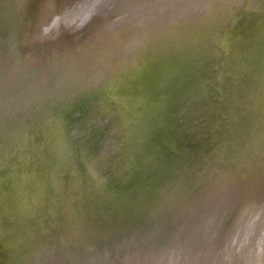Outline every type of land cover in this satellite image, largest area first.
<instances>
[{
    "label": "bare ground",
    "instance_id": "bare-ground-1",
    "mask_svg": "<svg viewBox=\"0 0 264 264\" xmlns=\"http://www.w3.org/2000/svg\"><path fill=\"white\" fill-rule=\"evenodd\" d=\"M121 2L140 5L145 20L125 40L122 25L106 19ZM73 5L0 0V264H99L115 255L110 246L116 264H152L155 255L193 264L207 255L197 248L204 231L211 260L244 223L256 243L264 231V0H98L85 42L67 27ZM139 51L140 66L125 62ZM155 179L156 201L147 189ZM210 212L216 218L205 220ZM131 234L142 239L130 247L142 256H123Z\"/></svg>",
    "mask_w": 264,
    "mask_h": 264
},
{
    "label": "rangeland",
    "instance_id": "rangeland-1",
    "mask_svg": "<svg viewBox=\"0 0 264 264\" xmlns=\"http://www.w3.org/2000/svg\"><path fill=\"white\" fill-rule=\"evenodd\" d=\"M63 1L64 0H58V2H61V3H63ZM72 1L74 2L73 7H74V12H75L74 14L76 15L75 16L76 21H75V23L73 24L72 27H69V26H67V27H68V30L71 32L70 35H71V38L73 37L74 41L75 40H80L82 42H85L87 40V36L85 34L86 32H84L83 29H86V27H87L86 25L87 24H90L89 26H91L93 24V22L95 23V21L98 20V17H97L98 14H96V5H97L98 0H72ZM40 2H42V0H36V3L38 5H39ZM34 4H35V1H34ZM122 5H123V3L121 4V9L118 12L116 11V9L112 5H110V8L107 9V11H106V13H107L106 19L109 20V22H114L115 25H117V24L120 25V26L122 25L120 27V29H119V35H121V40H125L126 39L125 37L129 35L128 31H130L131 26H133V24H134L135 28H137V27L139 28L140 27L139 24L140 23L144 24L143 22H145V20L141 16L142 13L139 12L140 11V5H138V7H137L135 4H133V6H128V7H124V8H122ZM249 7H250V5H249ZM138 8H139V10H138ZM168 8H169V6H168ZM86 12L88 13L87 16L84 15ZM158 14H161V12L160 13L158 12ZM162 14H163L162 17H161L162 19L160 18L158 21H162V23L165 24L166 20L164 18V13L162 12ZM164 24H162V25L164 26ZM126 26H128V27H126ZM45 28H47L46 32H48L47 31L48 29L50 30L49 33L53 32V31H56V27L45 26ZM113 29L114 28H112V30ZM46 32H44L42 38H44V36L45 37L49 36L48 33H47V35L45 34ZM136 34L137 35L141 34V31L138 30L136 32ZM107 35H108L107 36V38H108L109 34H107ZM54 37H55V35H54ZM87 42H89V40ZM73 44H75V42H73ZM39 47L40 46L36 47V45H33L32 48L37 51L39 49ZM76 48H78L77 45L74 46V49H76ZM76 50H78V49H76ZM24 52L28 53L29 51L28 52L24 51ZM144 53L145 52H143V51H141V52L139 51L137 54H132L129 57H127L128 60H126L125 62L131 60V63H133L135 66H140V64L144 61L141 58L144 55ZM36 54H38V53H36ZM111 54H112V51H111ZM32 55H35V52ZM112 55H113L114 58L116 57L115 54H112ZM21 66H22V69L24 71H26L28 69L25 66V64L23 63V60L21 62ZM36 67L37 68L35 70V72H36L35 76H36V78L38 80H40L41 85L43 86V85L46 84V82H47L46 80H48V79H46V76H45L44 65L38 64ZM8 75H9V71H7V76ZM164 84H166V81H165ZM164 91H166V90L164 89ZM165 94L166 93H164V96H166ZM163 97H162L163 102H165L166 97H164V98ZM169 97H171V96H169ZM171 98H170V107L174 108V103L172 101L173 99H171ZM42 105H44V103ZM159 106H161V109L157 113H161L162 114V111L164 110L165 104L159 103L158 108H159ZM19 112H20V106L18 105L17 107L14 108V113H13V116H14V121L13 122L14 123H17V122L21 121L20 118H19V114H18ZM20 115H22V114H20ZM24 115L25 114L23 113V116ZM108 135H109V132H108ZM120 140H121V138H120ZM121 143L123 144V141H121ZM112 144L113 143H111V146H110L109 142H108V147H109L110 150L113 147ZM110 150H108V154L110 153ZM25 152L26 151L23 152L24 159H25L24 161H26L28 156H29ZM25 165H26V162H25ZM155 167H156V165H155ZM153 172L151 174L154 177H156L157 174H155V172L153 174ZM153 181H154L153 182L154 183L153 187L151 188L150 187V183H149L147 189L150 190V193H153V197L152 198H153V200L156 201L157 194H158V182L156 181V179L153 180ZM140 192L142 193L143 196H146V194H147V190L144 189L143 187L140 188ZM192 195L193 194H191V196ZM197 198H198V196H197ZM152 207H155V206L152 205ZM213 209H215V208H211V210H213ZM205 210L206 209L204 208L203 212H206ZM214 213L215 212H213V213L210 212V215H208L209 213H207L208 216L205 218V220L208 217H211V215H212V217L215 216ZM214 218H216V216ZM214 222L215 221L212 219L211 224L208 226V228L210 230L209 232H211L212 235H213V233L215 234ZM246 225H247V223H244L243 225L238 224V227L236 229H233V231L231 233L227 234V236H226V240L227 241H226L225 245L222 247V250L215 251V255L214 256L217 255V258L216 259L212 258L211 260H210L211 255H209V250H212V243L209 241L211 234H209V236H207L208 235L206 233L207 230L204 231V233H202L203 240L201 241V248L199 247V245H198L197 248H198V250L206 252L207 255H206V257H198V258H195L193 255H191V258H193V257L195 258V259H193V264H264V231L261 232L262 236L257 237L258 238V239H256L257 242L253 243L252 242L253 237L250 235L251 233H248L249 234L248 235L245 232ZM158 228L159 227L157 225L156 229H158ZM132 233H134V232H132ZM132 235L133 234L130 235V237H132V238H130L129 240L124 241V243H123L124 244V248L122 249V251H124V255L123 256H126V253H128V252L129 253L133 252L132 257L137 256V255L142 256L141 254L144 253L142 250L141 251L139 250L140 253L142 252L141 254H139L137 248H135V247L134 248H130V247H132V244H135V243L138 244V242H140V240L142 241V239H140L139 236L137 238L136 236H132ZM130 241H133V242H130ZM240 245L242 246V249H241ZM192 248H193V246H192ZM108 249H111V251H113V253L115 255L113 256L112 259H108L107 256L103 255L104 256L103 260H104V258H105V260L103 262L99 261V264H116L117 263L116 261H117V258L119 257V253L117 254L116 249L114 247H112V246H110V248H108ZM174 249H175V251L176 250L178 251L180 249H183V247L180 246V247H177V248H174ZM151 252L154 253V251H151ZM188 252L184 256V258L186 257V259L189 260V262H190L192 260H191V258L188 259L189 258ZM134 254H136V255H134ZM187 255H188V257H187ZM219 255L220 256L224 255L223 256L224 259L222 258L223 260L221 261L222 263L220 262L221 257H218ZM90 256H91V254H90ZM158 257H160V255H155V257H152V258L150 257V259L153 261L152 264H161L160 261L157 259ZM135 259L136 260H133L131 262H126L125 264H138L139 260H137V258H135ZM181 261H183V260L181 259ZM93 263H94V261H93Z\"/></svg>",
    "mask_w": 264,
    "mask_h": 264
},
{
    "label": "water",
    "instance_id": "water-1",
    "mask_svg": "<svg viewBox=\"0 0 264 264\" xmlns=\"http://www.w3.org/2000/svg\"><path fill=\"white\" fill-rule=\"evenodd\" d=\"M42 4V2L39 3V5ZM38 12V11H37ZM36 13V12H35ZM96 14H98V11L96 12ZM37 17V16H36ZM49 19H51V17H49ZM33 33H37V31L35 29H33Z\"/></svg>",
    "mask_w": 264,
    "mask_h": 264
}]
</instances>
